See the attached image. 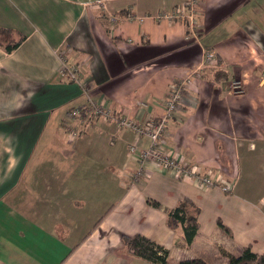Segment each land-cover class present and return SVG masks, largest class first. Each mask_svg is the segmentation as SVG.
Segmentation results:
<instances>
[{"label":"crops","instance_id":"crops-1","mask_svg":"<svg viewBox=\"0 0 264 264\" xmlns=\"http://www.w3.org/2000/svg\"><path fill=\"white\" fill-rule=\"evenodd\" d=\"M261 1H199L193 37L185 21H170L183 0H0V28L23 38L11 53L0 46V264H155L126 249L122 236L134 235L166 249L167 264H226L220 250L264 253L256 153L260 145L264 156V31L249 14ZM206 49L222 67L192 85L162 147L233 184L230 194L152 164L148 180L133 184L128 146L148 141L112 121L87 125L68 144L63 123L85 103L82 90L116 116L145 122L162 114L171 84L190 76ZM63 57L83 87L60 73ZM221 71L227 84L248 77L244 95L225 96ZM184 198L199 209L189 246L167 224Z\"/></svg>","mask_w":264,"mask_h":264},{"label":"rangeland","instance_id":"rangeland-1","mask_svg":"<svg viewBox=\"0 0 264 264\" xmlns=\"http://www.w3.org/2000/svg\"><path fill=\"white\" fill-rule=\"evenodd\" d=\"M199 1H201V0H197V4H196V3H194V0H192V1L183 0V6H182L181 10H183V12H184V17L180 18V19H170L171 22L181 21V19L183 21H185L186 22L185 23L186 27L188 28V33L189 34L193 33V37L196 36V30H198V27L200 26L199 25V21L197 19ZM261 2L264 4V0L261 1ZM249 8H254L252 11L251 10L249 11L250 16L253 17L250 20L253 21V23H257L258 26L261 27L263 29V31H264V8L263 9L262 8H258L255 4L253 6H250ZM176 10H174L173 13L176 12ZM257 17H259V19ZM260 17H263V19H260ZM254 19H256V21ZM263 38H264V33H263ZM261 41H262V38H261ZM261 47H263V49H264V43L262 44ZM258 57L264 59V52H263L262 56H258ZM221 67L222 66L220 65L219 61L217 60L215 53L212 50L206 49L202 53L200 64L194 70L191 71V75L190 76H185L184 78H182V79H180V80H178V81L173 83V84H175V83H178V82L188 78V79L185 80V87H184V89H182V91L180 93V98H179V101H178L177 105H175V107L171 110V112L167 116V105H165V101H166V98H167V96L169 94L170 88L173 85V84H171V86L169 87V89H168V91L166 93V97L163 100V106H162L163 112H162V114L159 117L152 118V119H156V118H160V117L162 118L163 116L164 117L167 116V119H168V117H169L168 124H166L164 134L162 135V138H161V145H159V149L161 151H163V147L162 146L164 144V141L168 137L169 127H170V125H171V123L173 121V118H174L176 112L179 110L180 106L182 105L183 99L185 97H187L186 94H190V92H196V90L193 91V89H191L192 85L197 80H201L202 79V76L205 75V71L206 70H217V69H220ZM215 74H216L217 80L223 85V87H226V90H225V96L226 97H228V98H237V97H240V96L244 95L245 84H246V82H248V77L245 74L232 76V78L229 80V84H227V82H226L227 77H228L227 73H224V71H221V72H217ZM79 81H80V78H79ZM191 95L195 99L197 98V96L195 94L194 95L191 94ZM109 110L111 111L112 115L99 116V117L96 118V120H92V121H88V122H82V123L81 122H77L76 124L74 123L73 126H72L73 132L77 133V130H79V132H78V135H76L77 137L75 136L74 138L70 137L69 132L65 133L66 136H67L66 140H67L68 144H73L74 141H76L79 138V136L82 135L83 131L85 130L84 128L87 127V125H91V124H93V123H95L96 121H99V120L106 121V122L107 121H112V122H114V124H115V126H116V128L118 130H126V131H129L132 134H134L132 129H131L132 128L131 125H130L131 122L129 120L126 122L127 124H124V123H122L123 121H117L116 119H119V120H121V119H130L131 121H135V122H139V121H136V120H134L131 117H124V116H118V115L116 116L115 113L111 109H109ZM149 120H151V119H149ZM149 120H146V121H149ZM174 121L177 122L178 119L176 118ZM140 123H144V122H140ZM68 124H70V123H66V125H68ZM64 127H66V126H64ZM141 138H144V139H146L148 141L147 146L145 147V148H147L148 145H149V138H147V136L145 134H142ZM130 145H132V144H130ZM130 145L128 146V154L130 156H132V154L129 153ZM145 148H142V149H145ZM260 151L262 152L261 146L258 145L256 153H257V158H258L259 161H261L263 159V157H264V156L260 155ZM166 156L170 157L173 161L178 162V164H179V166L181 168H193V170L195 171L194 175H196L197 177H188V178H186V177L177 175L178 173L173 168L161 169V168L155 166L154 164H152V165L155 166L157 169H161V170H166V171L172 172L177 178H180V179H194L200 185H201L200 179L201 180L207 179L208 181L211 180L213 182V184H214L213 186L204 187V186L201 185L205 189H219L222 193H225V194H230L232 192V185L233 184L230 183L229 184L230 185L229 189L227 191H224L223 190V188L225 187L224 185H227L228 183H222V182H219V180H216L215 177L211 173L203 171L204 170L203 166L195 164V163H192V162L188 163V162L184 161L182 157L174 156L173 154H170V153H167ZM148 164H151V163H146L145 166L148 165ZM139 166L140 165L137 162V167L134 170V173H133V176H132V179H133L132 183L133 184H139L140 182H142V179H147L148 180V177L150 176L148 170L146 171V168L144 166L145 173H146L147 176L138 178L136 173H137V171L139 169ZM220 181H222V180H220ZM13 205H15V204L13 203ZM191 210L192 209H190V211ZM222 251H224V250L218 251L217 255H218V257L221 256L223 259H225L226 260V264H228V259H227V257L225 255H223ZM256 254H258V253H256ZM258 255H260V254H258ZM214 263H215V261H214ZM216 264H222V261H218Z\"/></svg>","mask_w":264,"mask_h":264},{"label":"built area","instance_id":"built-area-1","mask_svg":"<svg viewBox=\"0 0 264 264\" xmlns=\"http://www.w3.org/2000/svg\"><path fill=\"white\" fill-rule=\"evenodd\" d=\"M192 1V0H189ZM194 3L197 4V0H194ZM196 6V5H195ZM184 17V12L181 9H177L176 12L172 13L170 18L171 19H180ZM60 73L70 80L78 83L80 87L84 85L81 84L79 81V75L77 72V68L73 65H69L67 62L63 61L62 59V68ZM188 79V78H186ZM182 80L178 83H175L171 86L169 94L166 98L165 105H167V116L171 112V110L177 105L180 93L182 89L185 87V80ZM86 89V88H85ZM82 90L83 94L86 98L85 103L79 107H75L70 109L67 113L68 122L63 123L66 126L67 132H69L70 137L74 138L78 135L79 130L77 133L73 132V124L78 122H88L92 120H96L99 116H109L112 115L111 111L107 109L101 102L97 103L93 100L92 96L88 93L87 90ZM171 115V114H170ZM169 115V116H170ZM163 116L161 119L156 118L144 123L131 121L130 119H116L117 121H123L122 123L127 124L126 122L129 120L131 123V129L135 136L141 138L142 134H145L147 138H149V145L145 149H140L138 145L132 144L129 147V153L132 154L137 159L139 169L137 171L138 178L146 177L144 166L146 163L154 164L155 166L166 169V168H173L178 173L177 175L183 177H197L193 168H181L178 162L173 161L170 157L166 156V154L159 149V145H161V138L164 134L166 124H168L169 117ZM66 123H70L66 125ZM77 137V136H76ZM201 185L204 187H211L213 186V182L207 179L201 180ZM224 191L229 189V184L224 185Z\"/></svg>","mask_w":264,"mask_h":264},{"label":"trees","instance_id":"trees-1","mask_svg":"<svg viewBox=\"0 0 264 264\" xmlns=\"http://www.w3.org/2000/svg\"><path fill=\"white\" fill-rule=\"evenodd\" d=\"M22 40V37L15 40L11 30L0 28V46L6 53H11L18 48ZM62 59L69 65H73L70 64L65 57ZM81 84L83 85L82 82ZM153 206L157 207L159 205L153 203ZM190 209L192 210L190 211ZM198 214L199 209L190 199L187 198L182 199L173 209L167 212L168 226L174 229L179 228L181 230L185 246H189L197 234L199 229ZM217 225L225 234L230 236L231 233L229 228L224 226L220 220L217 221ZM122 243L130 253L137 257L155 264H167V250L156 245L152 240L142 235H134L132 237L122 236ZM222 253L227 257L228 264H264V253L258 255L252 252L250 247L244 248L239 256H234L224 251H222ZM180 264L207 263L201 259H194L181 262Z\"/></svg>","mask_w":264,"mask_h":264}]
</instances>
